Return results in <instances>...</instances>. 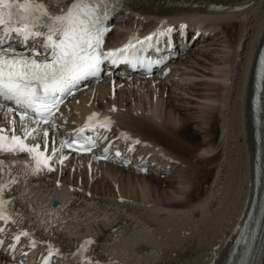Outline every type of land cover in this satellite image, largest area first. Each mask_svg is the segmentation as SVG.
<instances>
[{
    "label": "bare ground",
    "instance_id": "obj_1",
    "mask_svg": "<svg viewBox=\"0 0 264 264\" xmlns=\"http://www.w3.org/2000/svg\"><path fill=\"white\" fill-rule=\"evenodd\" d=\"M123 1L126 7L121 8L119 13L131 15L139 23L144 22L143 26L136 25L135 30L143 32L158 28L164 33L166 27H170L174 31L180 28L193 35L201 31L194 41L205 33H212L219 37V41L223 36L227 38L225 42L229 45H225L227 49L223 51L226 58L221 62L226 69L221 68L222 73L217 75L214 71L218 72L219 68L210 70L203 64V60L218 58L213 54L210 56L205 50L198 53L196 62L206 67L196 68L201 75L192 70L182 71V75L188 76L186 80L191 82L202 78L200 85L203 87L191 93L196 100L184 101L197 105L200 114L192 106L175 104L164 98V94L169 92V86L166 88L169 76L163 77L162 71L152 76L150 83L155 88L152 91L148 85L144 86L148 82L140 78L143 76L129 75L125 72L126 68L120 67L113 76H108L111 77L108 83L101 81L95 86V93L81 91L60 110L59 114H64V111L67 114V108L74 105L76 113L66 118L72 120L70 123L54 130L50 127L51 123L39 126L38 131L32 132L26 140L29 147L39 145L38 151L44 154L46 146H51L53 150L57 147V144L53 146V141H61L63 136H68L71 128L96 114L94 121L99 120L100 125L105 126V132L115 135L114 143H119L116 146L119 152L120 144L127 148L120 162L99 161L94 158L97 155H75L65 150L59 160L67 157L63 159V165L67 162L71 167L76 160L77 171L71 174L66 168L58 173H48L53 164L46 168L42 163L36 170L34 153L18 150L0 152V161L3 162L0 164V201L3 202L0 210L8 212L13 219L9 224L12 229L10 234L16 235L25 229L30 231L42 241L41 247L45 243L60 247L63 254L61 260L68 264H84L85 260L88 264H224L254 191V129L260 128V125L253 120L251 98L256 58L264 40V0ZM212 3H222L227 7L216 8ZM246 3L249 5L244 8H235L237 4ZM160 16L165 18L160 25H156ZM119 41V38L107 41L106 45H116ZM12 43L19 47L14 38ZM185 45H188V40ZM179 69L171 68V71ZM120 73L133 84L142 83V88L150 90V104L135 101L131 103L132 107L129 105L132 113L136 110L141 112L140 115L131 114L124 109L126 104L123 100L119 101L114 79ZM169 80L172 88L183 91L182 94L177 90L171 92L176 96L180 94L185 100L186 94H190L185 87L191 83H182L181 79ZM98 85L103 93L96 94ZM155 94L156 97H153ZM7 108L0 115V135L25 137V133L20 135L17 129L19 115L9 113ZM163 108L165 112H162ZM9 118L17 123H9ZM191 122L204 129L202 138L207 142L203 143V139L202 143H197L199 134L191 129ZM222 122L223 126L220 125ZM219 126L224 129L223 140L217 136ZM34 128L36 123L29 121L27 131ZM46 129L48 136L43 137ZM218 145L226 146V150L225 146L223 149L221 146L222 154L217 153L220 151ZM134 147L137 151L133 163L129 167L123 166L124 161L134 154ZM212 151L215 152L213 156L205 158V153ZM224 153L226 156L221 164ZM110 154L114 155L113 158L120 156L113 152ZM41 160L44 161L43 155ZM202 163L208 167L202 169ZM80 166L92 168V173L97 174L96 179L100 178L102 182L109 176L116 190L105 186L101 188L99 179L94 184L84 181L78 185ZM142 168H146L147 175H143ZM155 170L181 173L175 175V184L168 179L174 184L169 189V184L163 187L167 179H162V173L159 176L157 173L150 174ZM71 175L73 191L63 187L71 182L68 180ZM215 179V187L209 186V192H206L204 183H213ZM219 190L221 195L217 198ZM208 202L209 206H206ZM146 234L148 240H143ZM7 246L0 250V264H21L19 259L11 257L12 244ZM257 251L260 258L254 264H264V230ZM15 252L19 256L24 254L20 248ZM134 256L137 257L135 263L131 262ZM22 259L26 261L24 257ZM23 264H29V261Z\"/></svg>",
    "mask_w": 264,
    "mask_h": 264
},
{
    "label": "snow or ice",
    "instance_id": "obj_2",
    "mask_svg": "<svg viewBox=\"0 0 264 264\" xmlns=\"http://www.w3.org/2000/svg\"><path fill=\"white\" fill-rule=\"evenodd\" d=\"M99 5L100 0H69L63 8L45 5L40 0H0V26H3L0 32V115L11 103L19 113V123L32 121L33 116L37 118L33 133L38 131L41 122H51L50 127L54 130L53 112L58 109L63 97L78 88L81 81L94 76L103 60L111 59L116 63L119 58L117 52L120 57L127 58L129 49L134 54L131 44L115 51L105 52L102 49L103 36L107 31L104 19L108 13L106 10L101 13ZM14 37L19 42V48L15 43H9ZM151 39L150 35L145 42ZM27 52L31 54H25ZM7 111L14 109L8 107ZM89 120H92L91 116ZM79 131L83 132V129ZM29 135L32 133L25 129V136ZM46 136L47 129L43 133V137ZM65 146L91 151L96 146V140L88 136L79 145L75 138L72 144L61 140L60 148H53V154ZM38 148L39 145L29 147L20 136L12 135L9 140L0 135V152L18 150L34 153L36 170L46 163V160H41L43 153ZM63 159L67 157H63L61 162ZM2 204L0 201V208ZM0 218L5 217L0 215ZM23 235L27 237L30 234L24 232ZM45 264H48L47 260ZM84 264L88 261L85 260Z\"/></svg>",
    "mask_w": 264,
    "mask_h": 264
},
{
    "label": "rangeland",
    "instance_id": "obj_3",
    "mask_svg": "<svg viewBox=\"0 0 264 264\" xmlns=\"http://www.w3.org/2000/svg\"><path fill=\"white\" fill-rule=\"evenodd\" d=\"M124 14V15H123ZM119 13L118 12V14L113 18V20H112V23L110 24V30H109V32H108V35H107V37H108V40H115V39H117L118 37H120L122 34H124L125 32H127V31H129V30H131V29H133L134 27H136V25H144L143 23L144 22H140L139 23V21H138V19H136V18H132V16L131 15H125L126 13ZM136 19V20H135ZM137 21V22H136ZM136 23V24H135ZM145 24H146V21H145ZM112 28V29H111ZM236 29V27L235 26H233V30H235ZM190 34H191V32H190ZM190 37H191V35H190ZM189 37V38H190ZM193 35H192V37L190 38V43H192L191 45H190V48L188 49V51L186 52V53H184V54H180V56L178 57V58H176L175 59V61L172 63L173 65H171V68H176V69H178V68H180L179 70H177V71H169L168 73H166V74H164L163 75V77L164 76H169V77H167V78H169V79H173V80H175V79H181L182 80V83H191V84H186L187 86L185 87L189 92H190V94L191 93H193L195 90L194 89H201L200 87H203L202 85H200V82H201V80H202V78H199L200 80H197V78L196 79H194V82H191V81H189V80H186V78L188 77V76H185V75H182V71H183V69H184V72H186V70L188 71V70H192L194 73H196L197 75H201V72L200 71H198L196 68H198V69H204V67H205V65L207 66V67H209L210 68V70H214V69H218L219 68V70H218V72H216V70L214 71V73L215 74H217V75H219L220 73H222V71H221V68H222V70H223V67H224V69H226V66L225 65H223L222 63H223V61H224V57L226 56L225 55V53H223V51L224 50H226L227 48H224V46L225 45H229V43L228 42H225V41H227V38L226 37H222V38H220V41H219V37H215V36H213L212 35V33L211 34H207V33H205V35L204 34H202L201 36H200V38H198V39H196L195 41H194V39H193ZM205 37V38H204ZM224 40L223 42H222V40ZM224 44V45H223ZM207 49V50H206ZM202 50L204 51H207L209 54H210V56L213 54V55H215V57L217 56L218 58H215L214 60H210V59H207V60H203V64H205V65H201V64H197L196 62H197V58H199V55H198V53H201L202 52ZM222 50V51H221ZM199 51V52H198ZM231 51V50H230ZM217 52H219V53H217ZM217 53V54H216ZM195 58V59H194ZM211 58V57H210ZM226 58V57H225ZM219 59V60H218ZM221 59V60H220ZM214 61H217L218 63H215ZM222 62V63H221ZM193 63H195V64H193ZM223 66H222V65ZM193 65V66H192ZM218 65H220V66H218ZM200 68H199V67ZM222 66V67H221ZM184 67V68H183ZM189 68H191V69H189ZM206 68V67H205ZM220 72V73H219ZM160 73V71H158V72H156V73H154L153 74V76H155V75H158ZM107 78L109 79V80H107ZM126 77L123 75H120V76H116V79H114V83H115V81H116V93L120 96V99H119V101H121V100H123V104H126L125 105V107L126 108H124L125 110H128V112H130L131 114H133V115H140L141 114V112L140 111H136L135 110V112L134 113H132V108H129V105L131 106V103H133L134 104V102L136 101V102H140V104H150V100L148 99V96H149V93H150V88H151V90L152 91H154L155 90V88H153L152 87V83H150V81L151 80H153V77H151V76H144L143 78L142 77H140L141 79H145V81H147L148 83H145L144 84V86H147L148 85V91L147 90H145L144 88H142V86H143V84L141 83H139V84H133L132 82L133 81H129V79H125ZM166 78V77H165ZM204 78H207V79H209L208 77H204ZM167 80L166 81V88L169 86V88H167L168 89V93H165L164 94V98L165 99H169V100H172L175 104L177 103V104H183V105H185L186 103H184V101L185 102H187V101H195L196 100V97H194V96H192V94L190 95V94H186L185 96H186V98H185V100L182 98V96L180 95V94H178L177 96L174 94V92H171L172 90H177L179 93H181V92H183V91H181V89L179 88V89H175V87H171V82H169L170 80ZM111 80V77L109 78V77H104L101 81L103 82V83H108L109 81ZM187 81H189V82H187ZM196 81V82H195ZM198 81V82H197ZM213 81H214V79H213ZM120 84V86H118V83ZM169 84V85H168ZM94 84H91V85H89L88 86V89H86V92L85 93H87V94H89V93H91L92 91H93V93H95V85L93 86ZM139 85V86H138ZM142 85V86H141ZM177 85V84H176ZM190 85V86H189ZM128 86V87H127ZM177 86H179V84L177 85ZM137 87H138V89H137ZM141 87V88H140ZM171 87V88H170ZM97 90H96V94H100V93H103L104 91L102 90H100V88H99V85L97 86V88H96ZM167 89H166V91H167ZM90 92H89V91ZM121 90V91H120ZM89 93H88V92ZM120 92H122L121 94H120ZM171 92V93H170ZM86 94V95H87ZM141 94V95H140ZM146 94V95H145ZM154 94V93H153ZM182 94V93H181ZM97 97V96H96ZM153 97H156V94H155V96H153ZM178 99V100H177ZM149 100V101H148ZM186 105H188V107L190 106H192V108H194V110H198V112H197V114H200V108L197 106V105H193V104H186ZM70 106H72V107H68L67 108V111L66 112H68V114H74V113H76V110H75V108L73 107L74 105L72 104V105H70ZM132 107V106H131ZM121 109H123V108H121ZM123 109V110H124ZM164 109V110H163ZM162 109V112H165V108H163ZM114 111H116V110H114ZM134 111V110H133ZM68 114L67 115H59L58 116V118H57V120H56V127L58 128V129H60V128H62V127H64V125L66 124V123H70L71 121H70V119H66V118H68ZM127 114H129V113H127ZM228 116V115H227ZM70 118H71V115H70ZM195 122H191V129L194 131H196V133H197V137H196V141H198L197 143H202V141L201 140H203V143H205V142H207V140L203 137L202 138V135L204 134L205 135V132H203L204 131V129L203 128H199V126H197L196 124H194ZM220 125H222L223 126V122H222V124H220ZM222 126H219L220 127V132H218V135L217 136H219V140H223L224 139V134L225 133H223V131H222ZM25 127H26V122L25 123H19V128H18V130H20V132L21 133H23L24 131H25ZM197 130L199 131V132H197ZM224 130V129H223ZM135 134H138V132H135ZM220 134V135H219ZM203 135V136H204ZM233 136V135H232ZM59 143V141L57 140V142H56V144H58ZM221 146L222 145H218V147L220 148V151L218 150L217 151V149H218V147L216 148V150H215V152L217 151V153H223V147L225 146H222V149H221ZM59 148V147H58ZM58 148H56V149H58ZM224 149L226 150V146L224 147ZM213 152L214 151H212V153H209V152H207V153H205V158H210V157H212L213 156ZM214 152V153H215ZM63 154V152H62V150H60V151H58V152H56L55 154H53L52 153V156H51V159H49L50 160V164H53V166L50 168L51 170H49L48 169V173H58V171H61L62 169H66L67 171H71V174H74V172H76L77 171V161L76 160H74V158H73V162H74V164L72 165V167H71V164L70 163H67L66 162V164H64L63 165V162H62V164H61V161L59 160V157L61 156ZM211 154V155H210ZM225 155H223V157L220 159L222 162H221V164L224 162V158H225V156H226V153H224ZM203 156V158H204V154L202 155ZM81 161H84V160H81ZM195 161V160H194ZM75 162H76V165H75ZM78 163H79V161H78ZM84 162H82L81 163V165L82 166H84V164H83ZM49 164V165H50ZM49 165L48 164H45L44 163V166L46 167V168H48L49 167ZM82 166H80V168H81V170H80V172H79V180L77 181L78 182V185H81L82 183L81 182H86V183H88V182H90L89 184H94L98 179H99V184H100V187L101 188H103V186H105V187H107L108 189L110 188H112V189H114V190H116L115 188H116V185H115V183H114V181H112V180H110V177L109 176H107V177H105V179L103 180V182H102V180L100 179V178H98V179H96V176H97V174H95V172H93L92 173V168L91 169H86L85 167H82ZM208 167V165L206 164V163H202L201 164V168L202 169H205V168H207ZM76 168V169H75ZM69 169V170H68ZM74 171V172H73ZM169 171V170H168ZM166 171V172H160V171H154V172H150V174L152 175V174H154V175H156V173H157V176H159V174H161L160 176L162 177V179H167V181L165 180V183L163 184V187H165L166 188V186L168 187L169 185V189H170V187H171V185L174 183L175 184V182H177V176H178V174H180L181 173V171ZM180 172V173H179ZM101 173V171H100V169L98 170V174H100ZM215 176H216V170H215ZM76 174V173H75ZM148 173H145V174H143V175H147ZM175 175H177V176H175ZM92 176V177H91ZM221 176H223V175H221ZM221 176H219V177H221ZM98 177H100V176H98ZM109 177V178H108ZM73 178V175H71L70 176V178H69V176H68V180L69 181H71L70 183H68V185L66 186L65 184H67V183H63V185H65V186H63L64 187V189L66 188V189H71V191H73V187L71 186V184H72V180H70V179H72ZM225 178V177H224ZM76 179V178H75ZM168 179H171L172 181H173V183H172V181H170L169 182V180ZM226 179V178H225ZM224 179V180H225ZM107 181V182H106ZM217 181H219L218 179H217ZM169 182V183H168ZM75 183H76V180H75ZM216 179H215V181L212 183V181H210L208 184L206 183H204V187L207 189H205L206 190V192L208 191L209 192V189H210V187L211 188H214L215 187V185H216ZM70 184V185H69ZM169 184V185H168ZM173 184V185H174ZM191 184V183H190ZM214 184V185H213ZM222 185H224L223 183H221ZM172 185V186H173ZM207 185H208V187H207ZM221 185V186H222ZM69 186H71V187H69ZM75 186V185H74ZM68 187V188H67ZM191 188H192V185H191ZM210 191H212V189L210 190ZM221 191H222V188H221ZM219 192V194L218 195H216L217 196V198H220V197H218V196H220L221 194H220V190L218 191ZM204 193H205V191H204ZM206 194V193H205ZM207 195H208V193H207ZM209 195H211L210 193H209ZM56 199L54 198V201H55ZM218 200V199H217ZM135 203H140V202H136V201H134ZM202 204V203H201ZM8 206V205H7ZM206 206H209V202L207 203V205ZM209 209V208H208ZM211 209V208H210ZM210 213V212H209ZM163 216V215H162ZM176 217V216H175ZM150 231H152V228H151V230ZM136 256H134L133 258H132V260H131V262L133 261V263H135V259H137V257L135 258ZM136 262H138L137 260H136Z\"/></svg>",
    "mask_w": 264,
    "mask_h": 264
}]
</instances>
